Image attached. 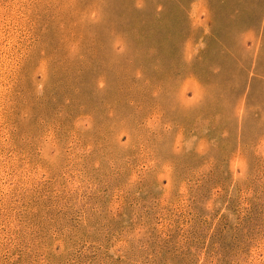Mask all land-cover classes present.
<instances>
[{
	"label": "rangeland",
	"instance_id": "374dc122",
	"mask_svg": "<svg viewBox=\"0 0 264 264\" xmlns=\"http://www.w3.org/2000/svg\"><path fill=\"white\" fill-rule=\"evenodd\" d=\"M225 0H0V264H264V49Z\"/></svg>",
	"mask_w": 264,
	"mask_h": 264
},
{
	"label": "crops",
	"instance_id": "0c3cea01",
	"mask_svg": "<svg viewBox=\"0 0 264 264\" xmlns=\"http://www.w3.org/2000/svg\"><path fill=\"white\" fill-rule=\"evenodd\" d=\"M225 10L236 26L259 27L264 49V0H225Z\"/></svg>",
	"mask_w": 264,
	"mask_h": 264
}]
</instances>
